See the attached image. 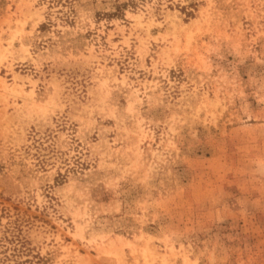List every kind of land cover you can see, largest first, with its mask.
Wrapping results in <instances>:
<instances>
[{"label":"rangeland","instance_id":"rangeland-1","mask_svg":"<svg viewBox=\"0 0 264 264\" xmlns=\"http://www.w3.org/2000/svg\"><path fill=\"white\" fill-rule=\"evenodd\" d=\"M0 264H264V0H0Z\"/></svg>","mask_w":264,"mask_h":264}]
</instances>
